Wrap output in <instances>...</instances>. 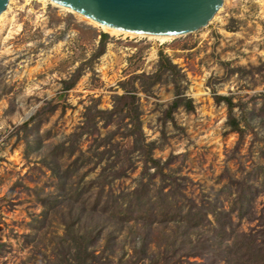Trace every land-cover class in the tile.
Returning a JSON list of instances; mask_svg holds the SVG:
<instances>
[{
  "label": "rangeland",
  "instance_id": "rangeland-1",
  "mask_svg": "<svg viewBox=\"0 0 264 264\" xmlns=\"http://www.w3.org/2000/svg\"><path fill=\"white\" fill-rule=\"evenodd\" d=\"M8 4L0 264H264V0L162 44Z\"/></svg>",
  "mask_w": 264,
  "mask_h": 264
},
{
  "label": "water",
  "instance_id": "water-1",
  "mask_svg": "<svg viewBox=\"0 0 264 264\" xmlns=\"http://www.w3.org/2000/svg\"><path fill=\"white\" fill-rule=\"evenodd\" d=\"M9 0H0V13ZM100 24L142 34L182 36L208 25L223 0H52Z\"/></svg>",
  "mask_w": 264,
  "mask_h": 264
},
{
  "label": "bare ground",
  "instance_id": "bare-ground-1",
  "mask_svg": "<svg viewBox=\"0 0 264 264\" xmlns=\"http://www.w3.org/2000/svg\"><path fill=\"white\" fill-rule=\"evenodd\" d=\"M27 1H32V0H27ZM35 1H39L41 2L43 5H46V4H51L52 6H55V7H58L61 12L64 14V13H73L75 14L76 16L84 19L85 21H87L88 23H91L99 28H101L102 31L104 32H108L112 35H119V34H122L124 36H129V37H135V36H139V37H148L152 40H154L155 42H159L160 44H162L163 42H165L166 40H169L171 38H173V36H169V35H155V34H142V33H138V32H131V31H127V30H120V29H116V28H111L109 26H105L104 24H100L86 16H83L81 14H78L77 12H74L73 10H71L70 8L68 7H65V6H62V5H59L57 3H55L54 1L52 0H35ZM9 3V1H8ZM9 10V4H7L5 10H3L1 13H0V22H2V25L4 24V22H7L8 23H11L12 22V19H5V16L7 15V12ZM219 10V9H218ZM216 14V13H215ZM214 17V16H213ZM176 37V36H175ZM8 38V37H7ZM202 92L200 90L197 91V93L195 95L199 96L201 95Z\"/></svg>",
  "mask_w": 264,
  "mask_h": 264
},
{
  "label": "trees",
  "instance_id": "trees-1",
  "mask_svg": "<svg viewBox=\"0 0 264 264\" xmlns=\"http://www.w3.org/2000/svg\"><path fill=\"white\" fill-rule=\"evenodd\" d=\"M166 65H168V67H167V68H170V66H171V67H173L171 64H170V65H169V64H166ZM160 66L162 67V65H160ZM164 66H165V65H164ZM217 98H220V97H217ZM226 101H227V100H226ZM173 104H176V102H175V103H173ZM227 104H228V105H230V104H229V102H227Z\"/></svg>",
  "mask_w": 264,
  "mask_h": 264
}]
</instances>
